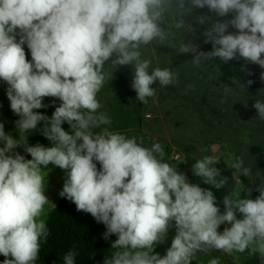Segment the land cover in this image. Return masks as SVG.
<instances>
[{"label":"clouds","instance_id":"obj_1","mask_svg":"<svg viewBox=\"0 0 264 264\" xmlns=\"http://www.w3.org/2000/svg\"><path fill=\"white\" fill-rule=\"evenodd\" d=\"M205 7L215 17L231 19L196 17L199 24L212 22L203 34L212 50L189 42L180 44L179 53H192L195 66L239 57L264 68V0H0V83L7 86L10 109L18 117L15 136L0 122V264L39 259L50 234L44 171L50 164L66 173L59 195L104 224L105 240L117 237L103 264H192L197 253L249 249L264 257V186L255 199L225 195L221 213L212 190L190 183L164 161L160 143L144 146L142 138L110 130L111 118L100 111L98 94L113 78L107 67L134 68L131 87L143 104L155 97L157 82L161 87L177 83V73L169 68L149 73L151 61L142 58L141 48L169 39L164 27L169 13H174L175 28L184 29V16ZM46 97L60 102L51 117L37 111L48 106ZM253 107L264 120V102L256 100ZM41 122L40 134L51 146L28 142ZM218 162L205 155L192 171L221 189L228 178L214 166ZM230 168L236 183L251 175L240 158ZM225 223L230 227L218 231ZM173 226L175 236L161 256L155 247ZM76 255L74 248L68 250L63 264H76ZM208 264H219V258Z\"/></svg>","mask_w":264,"mask_h":264},{"label":"rangeland","instance_id":"obj_2","mask_svg":"<svg viewBox=\"0 0 264 264\" xmlns=\"http://www.w3.org/2000/svg\"><path fill=\"white\" fill-rule=\"evenodd\" d=\"M203 16L207 15L204 13ZM223 19H231V15L214 20ZM211 23H198L197 28L192 27L193 31H190L188 25L191 23L186 22L184 29H176L173 16L172 21L165 22L164 25L165 30L170 33L169 39L163 44L154 41L141 48L142 58L151 61L149 73L151 69L160 67L169 68L178 75V82L174 85L161 87L158 82L153 85L156 95L148 98L147 104L136 99V92L131 87L134 76L131 65L118 66L116 69L107 67V72H113V78L98 94L102 104L100 111L106 112L111 118L110 130L126 134L129 138H142L144 146L160 143L166 153L164 161L176 166L179 172L187 176L190 183L201 186L203 180L194 175L192 165L197 159L212 154L219 161L216 165L224 167L231 174L228 195L240 193L241 199H255L253 192L259 193L258 189L264 186V120L258 118V112L253 105L256 100L264 102V79L261 78L264 68L238 57L231 61L241 62L248 81L253 83L239 84L234 79L221 83L217 69V64L221 61L219 58L195 66L191 62L194 58L192 53H179L180 44L189 42L197 45L201 51H211L212 44L205 43L206 37L203 35ZM228 31L236 30L229 27ZM25 52L27 59L31 60L26 45ZM6 87L0 83V122L5 124L6 132L14 135V122L18 117L10 109ZM44 100L54 111L60 103L51 97ZM42 127L43 122L28 137L40 133L39 129ZM258 147L261 152L253 150ZM205 148L209 151H204ZM16 151L20 152V148ZM176 155L179 157L177 160L172 158ZM236 158L242 159L244 166L252 172L250 187L242 182V176L240 183L232 179L234 170L230 168V163ZM44 171L47 172L45 195L50 200L45 205L47 222L55 208L53 204L56 206L61 197L59 193L62 191L66 173L51 164ZM218 207L223 213L224 204ZM237 218H242L238 212ZM226 227L230 225L222 224L218 231L222 232ZM174 236L173 226L165 241L156 245L155 252L165 255ZM116 238L114 236L113 241ZM113 251L110 246L106 257H111ZM214 257L219 258V264H227L229 260L240 264H264V257L259 253H251L250 249L230 255L218 251L210 254L197 253L192 264H208Z\"/></svg>","mask_w":264,"mask_h":264},{"label":"trees","instance_id":"obj_3","mask_svg":"<svg viewBox=\"0 0 264 264\" xmlns=\"http://www.w3.org/2000/svg\"><path fill=\"white\" fill-rule=\"evenodd\" d=\"M215 17L213 13L209 11L207 7L187 13L184 16L185 22L191 23L193 28H197L198 23L196 17L203 16ZM174 13H169L166 22H171ZM218 79L221 83H227L230 79L236 80L239 84H246L248 82V75L241 62L229 61L224 63L220 61L217 64ZM44 103L48 105L47 101ZM47 116H52L54 109L47 106L37 110ZM62 126L66 127L70 131L67 123ZM17 135L16 131L14 136ZM28 142L32 145L36 143L43 144L45 146H51V142L40 133L28 137ZM257 152H261V148H254ZM20 153L25 155L26 159H31L29 154H26L23 148H20ZM99 168V164H97ZM221 171V175L228 178L227 183L221 189L212 188L210 185L204 182L200 187L210 189L217 197V206L223 203V197L228 195L231 186V174L227 169L222 166L215 165ZM251 175L241 177L242 182L250 187ZM255 198L259 195L258 192H253ZM47 226L49 229V236L46 242L41 245L39 253V259L36 264H63L62 256L68 250L73 249L77 252L76 264H103L104 259L109 251L111 243L115 235L109 236L107 240L104 239L103 234L106 231V227L102 223H97L96 220L88 213L78 212L74 203L67 198L60 197L54 210L51 212ZM4 257L0 255V262ZM227 264H240L233 260H229Z\"/></svg>","mask_w":264,"mask_h":264},{"label":"built area","instance_id":"obj_4","mask_svg":"<svg viewBox=\"0 0 264 264\" xmlns=\"http://www.w3.org/2000/svg\"><path fill=\"white\" fill-rule=\"evenodd\" d=\"M172 158L175 159V160H177L179 157H178V155H176V156H174Z\"/></svg>","mask_w":264,"mask_h":264},{"label":"crops","instance_id":"obj_5","mask_svg":"<svg viewBox=\"0 0 264 264\" xmlns=\"http://www.w3.org/2000/svg\"><path fill=\"white\" fill-rule=\"evenodd\" d=\"M57 205V204H56Z\"/></svg>","mask_w":264,"mask_h":264}]
</instances>
